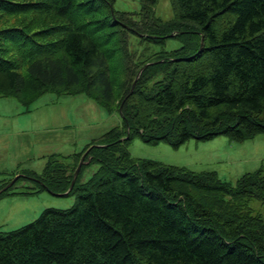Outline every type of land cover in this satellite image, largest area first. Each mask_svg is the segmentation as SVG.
I'll return each instance as SVG.
<instances>
[{"label":"trees","instance_id":"1","mask_svg":"<svg viewBox=\"0 0 264 264\" xmlns=\"http://www.w3.org/2000/svg\"><path fill=\"white\" fill-rule=\"evenodd\" d=\"M116 1L0 0V96L28 107L85 94L122 119L28 175L64 194L89 150L76 204L0 232V264H264V218L250 208L264 204L262 169L233 184L130 153L135 138L179 149L264 133V0H170L168 21L159 0L135 13Z\"/></svg>","mask_w":264,"mask_h":264},{"label":"rangeland","instance_id":"2","mask_svg":"<svg viewBox=\"0 0 264 264\" xmlns=\"http://www.w3.org/2000/svg\"><path fill=\"white\" fill-rule=\"evenodd\" d=\"M141 7L142 0H117L115 4L117 10L132 13ZM155 11L165 21L174 18L170 0H159ZM121 124L120 114L110 113L85 94L47 93L28 107L15 98L0 96V187L17 179L0 193V232L9 233L33 223L48 209L72 208L76 195L56 196L41 189L28 175L42 174L51 155L78 153L93 139ZM130 153L135 159L194 172L215 171L223 181L234 184L245 173L264 171V133L243 142L228 136L209 141L191 139L179 149L166 143L150 145L135 138ZM97 168V164L86 165L82 180L89 179ZM250 208L264 218L261 201L252 200Z\"/></svg>","mask_w":264,"mask_h":264},{"label":"water","instance_id":"3","mask_svg":"<svg viewBox=\"0 0 264 264\" xmlns=\"http://www.w3.org/2000/svg\"><path fill=\"white\" fill-rule=\"evenodd\" d=\"M172 36H174V34L172 35ZM202 46H203V44H202ZM201 51V50H200ZM147 65H151V64H147ZM143 71V69L140 71V73L138 74V77H137V79L139 78V76H140V74H141V72ZM134 85H135V83H134ZM134 85H133V87H134ZM96 147H105V146H100V145H95ZM89 151V150H88ZM88 151L82 156V158H81V160H80V162H79V164H78V167H77V169H76V171H75V173H74V178H73V181H72V183H71V186H70V188H69V190L66 192V193H64V194H57V193H53V192H51L52 194H54V195H56V196H66V195H68L70 192H71V190L73 189V187H74V185H75V181H76V179H77V177H78V174H79V172H80V170H81V168H82V166H83V164L85 163V158H86V155H87V153H88ZM17 181V179H15L14 181H12V182H10L3 190H1V192L0 193H2V192H4V191H7L15 182Z\"/></svg>","mask_w":264,"mask_h":264}]
</instances>
